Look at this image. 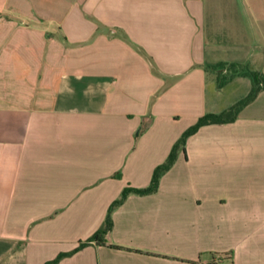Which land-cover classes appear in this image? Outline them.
Instances as JSON below:
<instances>
[{"label": "crops", "instance_id": "1", "mask_svg": "<svg viewBox=\"0 0 264 264\" xmlns=\"http://www.w3.org/2000/svg\"><path fill=\"white\" fill-rule=\"evenodd\" d=\"M231 63L264 74V0H0V264H264V89L87 242L248 95Z\"/></svg>", "mask_w": 264, "mask_h": 264}, {"label": "trees", "instance_id": "2", "mask_svg": "<svg viewBox=\"0 0 264 264\" xmlns=\"http://www.w3.org/2000/svg\"><path fill=\"white\" fill-rule=\"evenodd\" d=\"M218 67H222L226 69L225 74H221V73L218 74L217 86L219 88L226 85L235 76L248 77L252 81V87L248 95L244 99L240 100L236 104L232 105L231 107L227 108L226 110L220 113L204 114L203 116L199 117L193 125H191L186 130H184L180 135V137L178 138V140L172 146L166 160L162 164L155 167V169L153 170L149 185L144 188H132V187L124 188L120 193L119 197L109 206L102 226L87 242L94 241L98 245H101L103 243L104 236L108 232H110L112 228V220H111L112 212L125 201L128 195L134 194L138 196H144V195L152 194L157 190L159 180L162 177V175L171 168V166L174 164L176 160L178 153L181 150H183L187 139L193 134H195L199 130V128L206 125L226 124L234 121L238 112L248 103H250L262 89H264V74L260 72L252 71L248 67L236 63H231L228 65L220 64L218 65ZM145 127L146 125L142 126L138 131L137 135H139ZM83 246L84 244L80 243L77 249H80ZM214 255L220 257V260L222 259V257L226 259H228L229 257L228 254L226 253H220ZM59 258L60 257L55 259L52 263H57ZM210 264H217V263H210Z\"/></svg>", "mask_w": 264, "mask_h": 264}, {"label": "rangeland", "instance_id": "3", "mask_svg": "<svg viewBox=\"0 0 264 264\" xmlns=\"http://www.w3.org/2000/svg\"><path fill=\"white\" fill-rule=\"evenodd\" d=\"M224 259H225V260H224ZM226 260H227L226 258H222L221 260H220V258H219L217 264H228Z\"/></svg>", "mask_w": 264, "mask_h": 264}, {"label": "built area", "instance_id": "4", "mask_svg": "<svg viewBox=\"0 0 264 264\" xmlns=\"http://www.w3.org/2000/svg\"><path fill=\"white\" fill-rule=\"evenodd\" d=\"M223 258V257H222Z\"/></svg>", "mask_w": 264, "mask_h": 264}]
</instances>
